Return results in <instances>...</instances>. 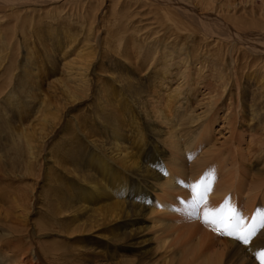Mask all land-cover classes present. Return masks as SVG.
<instances>
[{
    "label": "bare ground",
    "instance_id": "1",
    "mask_svg": "<svg viewBox=\"0 0 264 264\" xmlns=\"http://www.w3.org/2000/svg\"><path fill=\"white\" fill-rule=\"evenodd\" d=\"M222 200L264 210V0H0V264H251Z\"/></svg>",
    "mask_w": 264,
    "mask_h": 264
},
{
    "label": "snow or ice",
    "instance_id": "2",
    "mask_svg": "<svg viewBox=\"0 0 264 264\" xmlns=\"http://www.w3.org/2000/svg\"><path fill=\"white\" fill-rule=\"evenodd\" d=\"M203 198H204V194L201 193L199 195L198 201L193 200L192 205L194 207L198 206V203L203 202ZM222 213H223V209H221L220 214H217V220L209 221L206 218L205 223L211 222V223L225 224V223H229V222H234V223H231V227L228 228L227 231H225L223 228H221L220 235L221 236H227L230 238H235L237 241L247 245L249 243L250 237L252 236V231H249L247 234H240L242 231L241 221H242L243 217L239 213H236L235 215L229 217L228 220L226 221L222 218ZM257 259L260 261V264H264V252L259 253L257 255Z\"/></svg>",
    "mask_w": 264,
    "mask_h": 264
},
{
    "label": "rangeland",
    "instance_id": "3",
    "mask_svg": "<svg viewBox=\"0 0 264 264\" xmlns=\"http://www.w3.org/2000/svg\"><path fill=\"white\" fill-rule=\"evenodd\" d=\"M24 21V20H23ZM252 83V82H251ZM246 85H247V88H250V89H254L253 87H251L250 85L251 84H247L246 83ZM199 99H201V97L199 98ZM216 130H220L221 131V133L219 134V132L218 133H216L215 134V140H216V142H217V140H219V142H218V145H221L223 142H225V138H229L230 137V132H229V130H227L226 129V127H224V128H222V126H221V124H220V122H218V124L216 125ZM237 197V196H236ZM194 200V199H193ZM243 204H244V202H245V197H244V199L241 201ZM260 205H261V202L259 201L258 202V204H256V206L255 207H257L258 209H259V207H260ZM202 208H204V203L202 204V206L201 207H198V206H196V209H195V211H197V213L196 212H194V211H192V210H188L187 212H186V214H182V215H178V216H176L175 218H176V220H179V221H181V223H182V225H180V226H184V227H188V226H191L190 224L192 223V225H194L193 223H194V221L195 222H197L199 219H200V211H201V209ZM253 212H255V210H253ZM189 215H191V216H194V220H193V222H185V221H187V220H189ZM187 216V217H186ZM187 218V219H186ZM184 219H186V220H184ZM187 224V225H186ZM208 225V224H207ZM260 234H261V232H260ZM259 234V235H260ZM259 235L255 238V239H253V241L255 242V240L259 237ZM50 240H52V241H57V242H60V238H58V237H54V238H52V239H50ZM252 242V241H251ZM251 242H250V244H251ZM264 248V247H263ZM263 248L262 249H258L257 248V250L256 251H254L253 253L255 254V253H257V252H260L261 250H263ZM92 261L90 260V261H88V264H92L91 263ZM98 264H105V262H103L102 261V263H100V262H98ZM251 264H257V262L255 261H252L251 262Z\"/></svg>",
    "mask_w": 264,
    "mask_h": 264
}]
</instances>
